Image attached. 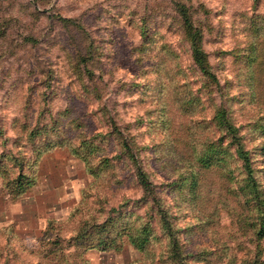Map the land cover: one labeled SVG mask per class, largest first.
Segmentation results:
<instances>
[{
  "label": "rangeland",
  "instance_id": "obj_1",
  "mask_svg": "<svg viewBox=\"0 0 264 264\" xmlns=\"http://www.w3.org/2000/svg\"><path fill=\"white\" fill-rule=\"evenodd\" d=\"M263 215L264 0H0V264H264Z\"/></svg>",
  "mask_w": 264,
  "mask_h": 264
},
{
  "label": "trees",
  "instance_id": "obj_2",
  "mask_svg": "<svg viewBox=\"0 0 264 264\" xmlns=\"http://www.w3.org/2000/svg\"><path fill=\"white\" fill-rule=\"evenodd\" d=\"M185 24H186V27L188 28L189 26H190V24H191V22H190V20L187 18V17H185ZM193 29V28H192ZM191 37H192V49H193V56L195 57V61L198 63V65L200 66V68L202 69V70H204V71H206L207 73H208V70L206 69V67L203 65V58H204V54H203V52H202V50H201V48H200V46L198 45V38L200 37V35H199V31L198 30H195L194 32H193V34L191 35ZM210 74V73H209ZM214 76V75H213ZM221 117V120H222V123L228 128V130L233 134V135H235L236 134V131H235V128H234V125H232L231 123H230V121H229V119L226 117V112L223 110V112L221 113H218L217 114V117ZM127 145H125V147H126ZM75 150V149H74ZM241 155H242V157H243V160H244V163H245V167L247 166V167H249L250 166V158L248 157V153L246 152V151H244V148H242V150H241ZM85 161V160H84ZM85 163H86V166H87V168H88V170L90 171V172H92V170H91V168H90V166L87 164V162L85 161ZM250 170V172H251V169H249ZM252 178V180L254 181V178L253 177H251ZM17 179H18V187H19V192L21 193V194H23L25 191H24V189L26 188V187H30V186H32L35 182L33 181V179H32V177L30 176V175H25V174H19V176L17 177ZM113 212H116L117 211V209L116 208H112L111 209ZM109 218H111V216H109L108 217V219ZM261 222L262 223H264V215H263V217L261 218ZM263 229H264V224H263ZM108 232V231H107ZM108 238V239H107ZM174 241H173V244L176 242V240H177V238L176 237H174V239H173ZM109 241H111L112 242V240L111 239H109V237L107 236H102V240H100V242L101 243H104L105 245H107L106 244V242H109ZM132 242V241H131ZM139 246V245H138ZM180 262V264H183V260H180L179 261ZM185 264V263H184Z\"/></svg>",
  "mask_w": 264,
  "mask_h": 264
}]
</instances>
